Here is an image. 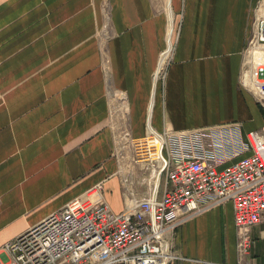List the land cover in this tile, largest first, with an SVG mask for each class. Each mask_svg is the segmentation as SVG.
Listing matches in <instances>:
<instances>
[{"label":"crops","instance_id":"obj_1","mask_svg":"<svg viewBox=\"0 0 264 264\" xmlns=\"http://www.w3.org/2000/svg\"><path fill=\"white\" fill-rule=\"evenodd\" d=\"M262 1L0 0V252L98 184L115 213L145 195L142 166L121 155L123 121L129 141L149 126L264 132L242 85ZM251 239L241 256L226 203L177 230L170 264H264V220Z\"/></svg>","mask_w":264,"mask_h":264},{"label":"built area","instance_id":"obj_2","mask_svg":"<svg viewBox=\"0 0 264 264\" xmlns=\"http://www.w3.org/2000/svg\"><path fill=\"white\" fill-rule=\"evenodd\" d=\"M165 67L155 75L164 81ZM242 85L264 110V3L256 6L243 55ZM131 139L147 192L134 193L115 213L102 184L69 202L7 243L0 264H170L173 242L186 222L231 203L241 256L251 229L264 220V132L244 133L231 122Z\"/></svg>","mask_w":264,"mask_h":264},{"label":"rangeland","instance_id":"obj_3","mask_svg":"<svg viewBox=\"0 0 264 264\" xmlns=\"http://www.w3.org/2000/svg\"><path fill=\"white\" fill-rule=\"evenodd\" d=\"M165 2H166V0H164ZM169 2V1H168ZM173 46H174V41H173ZM168 47V46H167ZM167 49V48H166ZM172 47L171 48H169L168 49V51L170 52V53H172ZM171 58H172V54H171V56H170V58H169V60L167 61V63L169 64L170 63V61H171ZM166 72H167V68H166ZM166 72L164 73L165 74V77H166ZM123 125H122V133H121V136H120V145H121V147H122V153H121V155H122V157H124V158H128V157H130V158H132V156H133V149H132V146H131V144H130V141L128 140V138H127V135H126V130H125V122L123 121V123H122ZM142 176L143 177H146L147 176V173L146 172H144L143 171V174H142Z\"/></svg>","mask_w":264,"mask_h":264},{"label":"bare ground","instance_id":"obj_4","mask_svg":"<svg viewBox=\"0 0 264 264\" xmlns=\"http://www.w3.org/2000/svg\"><path fill=\"white\" fill-rule=\"evenodd\" d=\"M172 53H170L169 51H167L163 57L160 60V66H159V70L158 73L165 67V65L167 64V61L169 60L170 56Z\"/></svg>","mask_w":264,"mask_h":264}]
</instances>
